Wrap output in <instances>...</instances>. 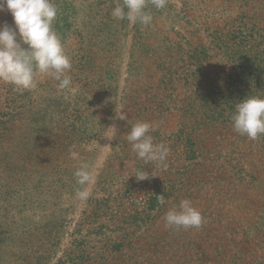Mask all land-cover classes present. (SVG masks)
Here are the masks:
<instances>
[{"label":"rangeland","instance_id":"rangeland-1","mask_svg":"<svg viewBox=\"0 0 264 264\" xmlns=\"http://www.w3.org/2000/svg\"><path fill=\"white\" fill-rule=\"evenodd\" d=\"M170 1L179 17L169 10L154 22L152 48H132L134 23L111 16L122 0H52L71 86L58 91V82L37 76L36 88L21 93L0 82V197L13 191L32 203L25 241L40 248L42 264H56L80 229L92 234L85 239L100 264H264V135L249 140L231 122L236 103L264 98V0ZM5 22L13 25L7 10ZM137 121L152 124L154 143L168 147L166 167L122 154ZM69 134L76 168L41 190V178L57 176L49 167L54 155L63 159L56 148ZM81 162L94 177L83 186L74 176ZM142 170L148 178L138 180ZM103 174L114 191L131 179L132 191L123 206L111 202L95 231L80 228L89 199L104 197L96 195ZM156 192L166 203L146 205ZM182 199L200 211L202 226L165 229V213ZM123 239L131 245L123 254L101 251Z\"/></svg>","mask_w":264,"mask_h":264},{"label":"clouds","instance_id":"clouds-1","mask_svg":"<svg viewBox=\"0 0 264 264\" xmlns=\"http://www.w3.org/2000/svg\"><path fill=\"white\" fill-rule=\"evenodd\" d=\"M149 3L159 10L166 7L167 0H122L113 8L111 16L116 20L148 26L152 22L151 14L146 11ZM5 10L11 14L13 25L6 22L0 24V82L10 84L15 91L23 93L35 89L37 76H42L58 82V91L69 88L72 84L69 75L72 63L53 27L58 9L52 0H0V12ZM119 119H127L126 113H121ZM231 122L233 131L249 140L264 135V98L246 96L236 103ZM153 130L149 122L137 121L132 124L125 138L137 159L145 164L155 163L166 167L169 149L163 143H154L150 135ZM89 169L87 163L81 162L74 172L79 185L94 181ZM136 178L145 180L148 173L142 170ZM77 195L86 199L89 193L84 190ZM158 197L159 204L164 205L166 201L163 195ZM163 221L165 229L200 228L203 217L190 200L182 199L165 213Z\"/></svg>","mask_w":264,"mask_h":264},{"label":"trees","instance_id":"trees-1","mask_svg":"<svg viewBox=\"0 0 264 264\" xmlns=\"http://www.w3.org/2000/svg\"><path fill=\"white\" fill-rule=\"evenodd\" d=\"M169 10H172V14L174 16L179 17V11L177 6L172 4L170 0H167L165 8L159 10L153 7L151 3L148 4L146 11L151 14L152 22L148 26H143L139 23H134V37L132 42V48H135V46H138V48H152L153 44L150 40L152 39V37H157L159 31L156 30L155 27H153L154 22L166 19L169 15H171ZM164 45L170 48L169 44ZM178 47H180V44H178ZM145 53L148 54L149 51L146 49ZM131 70L132 73L130 72V77L133 79L135 75V69L133 66L130 67V71ZM168 73V77H170L172 73ZM130 85H132V83H130ZM127 128L130 130L131 125ZM69 138L74 139V136L69 134V136L66 137L65 143L63 144L64 146H61V144H59L56 148V150L59 152V158L63 157V159L59 160L54 155V158L51 160V166L49 167L50 171H56L58 177L50 173L48 174V178L47 176H45V178H41L38 184V187L41 190H45L46 188H48V184L50 186H55V184H58L61 179H64V177L66 178L68 177V175L70 177L71 172L75 170L76 166L73 165L74 162L69 159V153L67 152V150H70V144L66 143L68 142L67 139ZM65 145L67 146V148ZM121 146L122 150L124 151V153L122 154L129 155L128 152L131 151V149L127 146V144L122 141ZM189 153L193 154L192 151H190ZM45 173H48V171H46ZM104 174L98 181V189L96 191V195L101 196V194H103L104 197H91L89 199L87 207L84 210V218L80 223V228H84L85 226H87L95 231L94 226L98 225L97 221H99L101 216L103 215L107 217V213L110 212L111 202H119V206H123L121 200L127 194V191H132L131 187L128 184L131 183V179L127 181L128 183L123 181L122 187L119 191H114L108 188L107 181L103 178ZM50 176L53 177V180H51L52 182L48 181ZM43 183L48 184L44 186ZM158 195H160V192L149 194L146 205L153 206L155 202H158V200L154 198L155 196L158 197ZM41 198V202H44L46 204L48 203L47 199L49 198ZM20 201L21 198L18 192H8L5 195L4 199L0 197V204L2 205V207L0 208V264H42L41 261L46 260V257H43L44 254H38L40 252V248L37 250L34 248H27V243L25 241L26 231L28 229L25 223H27L28 221L27 216H31L33 210L31 205L32 203L27 200L22 202ZM126 221H128L129 223L132 222V220L130 219ZM96 229L98 231L96 232V234L101 235V230L103 229L102 226H96ZM82 231L83 229H80V231L78 232L80 237L75 239L70 244V246L67 247L65 251H63L62 256L59 258L56 264H100L102 261H104V257L101 255L96 258L95 256H93L94 252L92 251L96 250L97 248L96 246H89L87 239H85L92 234L83 236ZM114 243V245L105 244V246L101 248V251H103L104 253L111 252L115 255H121L123 254L122 252L126 249H131V245H129L127 240L125 239L118 240V242L116 241ZM28 249H31L32 257H28L26 255ZM99 260L100 263L98 262Z\"/></svg>","mask_w":264,"mask_h":264}]
</instances>
